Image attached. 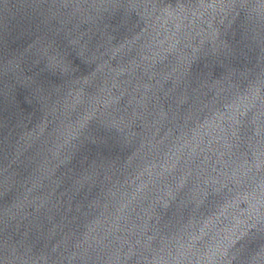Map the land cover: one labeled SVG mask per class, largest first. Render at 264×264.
Returning <instances> with one entry per match:
<instances>
[{"label": "water", "instance_id": "95a60500", "mask_svg": "<svg viewBox=\"0 0 264 264\" xmlns=\"http://www.w3.org/2000/svg\"><path fill=\"white\" fill-rule=\"evenodd\" d=\"M0 264H264V0H0Z\"/></svg>", "mask_w": 264, "mask_h": 264}]
</instances>
